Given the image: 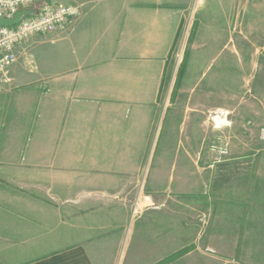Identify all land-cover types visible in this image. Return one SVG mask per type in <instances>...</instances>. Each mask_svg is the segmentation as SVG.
I'll return each mask as SVG.
<instances>
[{
  "label": "crops",
  "instance_id": "1",
  "mask_svg": "<svg viewBox=\"0 0 264 264\" xmlns=\"http://www.w3.org/2000/svg\"><path fill=\"white\" fill-rule=\"evenodd\" d=\"M60 1L80 6L81 14L44 36L41 55L51 90L0 97L37 107L40 123L56 131L43 134L34 156L28 149L22 171L0 175L23 184L0 185V264H208L200 250L181 252L194 242V230L171 206L175 200L140 210L130 227L142 166L155 149L170 57L191 1ZM226 20L209 2L197 12L174 93L186 115L179 122L184 138H166L156 164L186 167L198 160L193 152L204 145L217 113L238 130L264 125V63L242 53L256 47L242 44ZM53 179L66 181H54L60 202L35 198L49 194ZM167 186L177 188L168 181L152 192L165 193ZM241 191L248 213L241 218L233 205L221 216L264 226V188Z\"/></svg>",
  "mask_w": 264,
  "mask_h": 264
},
{
  "label": "rangeland",
  "instance_id": "2",
  "mask_svg": "<svg viewBox=\"0 0 264 264\" xmlns=\"http://www.w3.org/2000/svg\"><path fill=\"white\" fill-rule=\"evenodd\" d=\"M190 1L187 17L170 57L168 93L162 99L160 119L156 121L153 132L155 149L153 146L149 148L141 178L136 185L130 227L141 214L140 210L166 208L170 201L175 200L170 203L171 206H176L179 217L187 224L189 220V227L194 230V242L182 253L200 250L208 256V264H264V226L239 218L232 222L221 216L224 212L228 214L234 205L243 218L248 213L249 205L241 201V189L264 188V141L261 133L264 125L250 124L249 128L247 123L246 129L238 130L231 120L227 122L225 119L219 127L210 121L211 129L204 145L193 152L198 160L187 163L186 167L179 162L156 164L158 152L166 138H184L185 131L180 129L179 122L186 115L175 103L174 93L180 88L188 45L197 25L196 15L202 6L208 2L217 5L235 30V37L242 44L251 43L256 47L242 53H250L251 56L255 53L260 64L264 63V0ZM43 42H47L44 36H37L22 45L16 66L17 78L13 72L15 83L0 93V97L5 94L16 97L21 92L40 95L51 90L42 62ZM52 57L55 59V53ZM171 103L175 107L169 110ZM39 111L37 107L26 108L24 100H0V175L8 176L9 172L22 171L27 151H32L33 156L40 152L43 134L55 136V130L48 131L40 123ZM169 128L175 131L169 132ZM155 171L168 172V176L157 178ZM184 172H187V178ZM54 181L60 184L65 180H49V194L34 197L50 204L60 202L61 196L56 194ZM168 181H174L177 188L167 186L165 193L152 192V186H161ZM0 182V185L23 188L19 180L14 183L8 178H0ZM229 198L232 206H227Z\"/></svg>",
  "mask_w": 264,
  "mask_h": 264
},
{
  "label": "built area",
  "instance_id": "3",
  "mask_svg": "<svg viewBox=\"0 0 264 264\" xmlns=\"http://www.w3.org/2000/svg\"><path fill=\"white\" fill-rule=\"evenodd\" d=\"M19 12L24 14L16 24L0 25V93L15 83L13 68L22 45L34 37L56 32L80 16L81 8L60 0H0V18L11 20ZM222 115L217 113L212 119ZM213 121L216 125L224 123ZM261 133L264 141V128Z\"/></svg>",
  "mask_w": 264,
  "mask_h": 264
},
{
  "label": "water",
  "instance_id": "4",
  "mask_svg": "<svg viewBox=\"0 0 264 264\" xmlns=\"http://www.w3.org/2000/svg\"><path fill=\"white\" fill-rule=\"evenodd\" d=\"M23 14H24V12H19L16 15V17L14 19H11V20H6V19L0 18V25H4V24L13 25V24H16Z\"/></svg>",
  "mask_w": 264,
  "mask_h": 264
},
{
  "label": "bare ground",
  "instance_id": "5",
  "mask_svg": "<svg viewBox=\"0 0 264 264\" xmlns=\"http://www.w3.org/2000/svg\"><path fill=\"white\" fill-rule=\"evenodd\" d=\"M214 119L218 122V123H221V122H225V119H224V116H220L219 118L218 117H214Z\"/></svg>",
  "mask_w": 264,
  "mask_h": 264
}]
</instances>
